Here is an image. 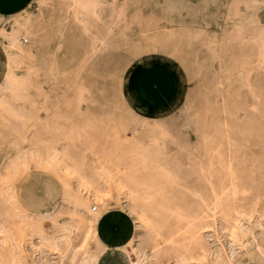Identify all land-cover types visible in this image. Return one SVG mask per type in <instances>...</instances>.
<instances>
[{"label": "rangeland", "instance_id": "374dc122", "mask_svg": "<svg viewBox=\"0 0 264 264\" xmlns=\"http://www.w3.org/2000/svg\"><path fill=\"white\" fill-rule=\"evenodd\" d=\"M40 1L43 2V6L38 8ZM165 1L140 0L145 15L150 12V9H156L153 17L145 20L142 17L141 22L134 26L127 27L128 23H125L121 27L124 34L128 36L127 39H130V41H126L130 47L121 54L118 64H116L118 67L115 68L112 76L120 93L118 92L114 98H107L108 102L113 105L109 115L89 120L91 114H101L104 109L94 113L91 111V99L88 95L85 96L86 92L95 88L101 89V87L95 79L97 77L95 73L92 74L90 81L87 80L86 71H82L75 81L58 82L55 87H52L51 83L49 85L47 81L34 80V76L30 79L32 86L25 98L29 99L26 107H35L45 102L52 105L43 119L44 126L42 127L33 129L34 121L23 116H20L18 120L15 119L16 108L20 106L21 102L18 95L16 97L11 93L12 91L7 97L8 100H11L9 105L12 108V112L8 113L10 116L9 125L5 120L7 104H0V156L5 150L6 140L10 134H12L11 138L14 142H22L20 143L21 152L25 150L23 158L19 160L16 168L0 170V176H3L0 177V194L7 189L13 194L12 206H10V212L13 215L9 221L12 235L10 237L6 233L0 234V256L3 257H0V264H9L8 262L14 258V253L20 250L23 254L25 253L26 264L32 262L40 264L41 261L44 264H60L63 256L71 255L74 252L79 257L78 253L83 248L90 249L96 246L93 237L86 232L84 226H81L82 222L79 216L71 215L73 202H70V207L68 204L63 207L57 206L58 203L64 201V194L60 177L50 170V157L46 151V144L52 138L50 126H57L53 134L56 136L62 134L58 138L69 141L68 149L72 155L96 166L110 164L106 154L118 145V134L123 131L126 139H133L130 127L122 128V120H120L122 116L119 108L121 99L124 98L135 113L145 117H153L158 112L156 109L142 106L132 100L130 96L133 77L138 70L143 68L161 66L172 70L174 72V79L171 78L172 84L175 82L178 86L177 89L180 85L181 96L182 93H185L184 89L186 91L183 103L190 89L198 86L203 93V99L199 100L197 105L194 103L190 106L191 111L195 115L200 113L205 121L203 139L197 137L193 127H189V144L183 143L181 146L172 142L168 144V151L179 157L177 167H174L171 162L165 174H161L163 171L158 170L149 171V175H154V177L172 178L177 192L184 201V207L177 208L175 224L168 222L162 214V216L152 214L159 220L163 217L168 235L171 238L177 236L181 239L187 235V230L192 224V216L180 214L179 211L181 209L185 212L190 209L189 196L183 190L191 187V177L195 174L198 179L195 187L202 189L208 200H214L215 193H217L222 199L236 200L240 203L250 201L252 197H256L259 202L264 203V0H167L168 3L164 4ZM2 4H6V6L0 10V28L5 27L11 30L10 20L12 17L16 14L17 16L30 15L32 12L34 17L40 16L41 18L40 34L45 39L36 42V46L40 50H44V47L53 51L63 50L66 42L63 33L70 31V26L53 13L50 0H0V5ZM198 34L206 35L207 42L212 50H215L212 55L206 49L198 48L194 37ZM78 35L79 31H76L75 37L78 38ZM21 40L24 44L32 42L31 38L26 35ZM8 49L9 41L0 33V83L6 68ZM76 49L79 50V47ZM169 50L176 51L179 57L169 61L164 60L163 58L167 56ZM184 52L185 59L190 62L191 77L186 74L181 65ZM209 61L210 63H208ZM222 61L225 66L232 68L228 75L221 69ZM77 63L79 62L73 64L72 70ZM68 64L57 63L52 68L53 70H62L63 65L67 66ZM14 71L22 75L25 68L18 64ZM38 83L44 87L39 96L36 93ZM206 85L209 88H206ZM59 90L60 92L57 93ZM50 95L55 98L52 100ZM80 112L83 113L82 117L76 118L74 123L86 129L81 130L80 137L70 138L67 125L69 118L77 117ZM57 114L59 115L58 119L56 118ZM225 116L234 124L236 122L239 124L240 127L234 130H238L244 142L242 144L234 142L230 145L231 152H233L230 168L229 162L224 160L221 163L219 157L210 152L211 148L209 149V144H207L209 139L215 138L214 134L220 135L222 138L220 141L223 144L226 143L223 129ZM89 122L91 124L85 127V124ZM15 125L18 127L17 131H14ZM36 132L40 135V140L36 143L39 147L38 154L32 153V148L36 145L32 143ZM30 134L31 136H29ZM16 153L18 152L12 149L8 161ZM113 166H115V170L122 173L124 170L125 172V167L122 164ZM175 168L176 170H173ZM174 171L181 172V174L175 176ZM7 174L10 177H7ZM5 177L9 181L5 180ZM69 180L75 182L71 176ZM232 181L236 182L235 186L238 188L236 191L230 192V190H226L228 187L226 185ZM106 186L110 190L109 197L102 200L90 199L89 205H96V211L103 208L107 213L122 212L130 218L135 228L137 220L134 219L127 207L121 206V202L127 199L124 188L115 178L111 177L108 178ZM86 188L79 186L77 192L85 195L88 189ZM160 196L158 193L152 201L147 200L146 206H150V209L157 212L155 205H159ZM39 212L47 214L41 218L40 215H35ZM82 214L83 218L88 217L86 213ZM69 221H74L80 226V236H77L78 230L73 227L66 229L69 239L65 236L64 232L66 231L62 230L61 226L68 225ZM247 221L250 224L253 219L248 220L247 218L245 222ZM32 226L41 227L48 239L40 237L37 233L32 235ZM259 232L257 235L260 234ZM155 240L158 243H163L164 237L158 234ZM71 244L78 245L73 252L68 250ZM130 248L131 246H129V251H118L121 256L128 259V264H132L135 260L139 261L138 256ZM40 250L43 252L40 253ZM129 253L132 255L130 254V256ZM39 255L41 257H38ZM71 260L72 262L68 261L72 264L77 261L75 259L73 262L72 258ZM165 262L174 264L173 260L169 258H165ZM250 263L261 264L255 261Z\"/></svg>", "mask_w": 264, "mask_h": 264}, {"label": "bare ground", "instance_id": "6f19581e", "mask_svg": "<svg viewBox=\"0 0 264 264\" xmlns=\"http://www.w3.org/2000/svg\"><path fill=\"white\" fill-rule=\"evenodd\" d=\"M140 3V0H50L53 13L70 26V31L66 30L67 33L62 32L66 42L63 50L59 51H53L48 47L40 50L36 46V42L45 40L40 34L42 23L40 16L34 17L33 13L30 12V15L17 16L16 14L12 17L10 20L11 30L5 27L0 28V33L9 41L6 68L0 83V104H7L5 115L7 124L9 125L10 120L8 113L12 112L9 105L11 100L7 98L10 91L16 97L18 95L21 102L20 106L16 108L15 119L18 120L20 116L26 117L34 121L33 129L39 128L44 126L43 119L50 111L51 104L45 102L35 107H26L29 99L26 100L25 98L32 86L30 79L34 76V80L47 81L49 85L51 83L52 87H55L58 82L69 83L75 81L82 74V71H86L88 81L95 73L97 75L95 79L101 87V89L95 88L90 92L86 90L88 94L85 91V96L88 95L91 99L90 106L93 113L104 109L101 114H91L89 120H96L102 115H109L113 105L108 102L107 98H114L118 92L120 93L112 76L115 68L118 67L116 64H118L121 54L130 47V44L126 43L130 39H127L128 36L124 34L121 27L125 23H128L127 27L134 26L141 22L142 17L143 20L153 17L156 11L155 8H152L145 15V10ZM166 3H168L167 0L164 4ZM42 6L43 2L40 1L38 8ZM76 31H79L78 38L75 37ZM24 35L31 38L32 42L30 44L22 42L21 39ZM194 37L199 49H206L210 55L213 54L215 50L213 51L210 47L206 35L198 34ZM76 47H79V50ZM182 54L181 65L186 74L191 77L190 62L185 59V52ZM115 55L117 57H114ZM177 57L179 55L176 51L169 50L167 56L163 59L169 61L170 59H177ZM69 62L70 64H68ZM75 62L79 63L72 70ZM57 63H67L68 68L63 65L62 70H53L52 67ZM18 64L23 65L25 68L22 75L14 71ZM221 69L228 75L229 70L232 68L225 66L222 61ZM69 72L70 74H68ZM40 85H36L38 96L44 90V87ZM206 88H209V86L206 85ZM59 92L60 90L57 91V93ZM184 92L177 102L163 111H158L153 117H145L135 113L122 98L119 106L122 116L120 119L122 120V128L130 127L133 139H130L131 141L128 138L126 139L123 131L120 132L118 134L119 146L117 145L112 151L107 152L106 157L110 164L103 166L88 164L72 155L68 149L69 141L58 138L62 134L58 136L53 134L57 126H50L52 138L46 144V151L50 157V170L60 177L64 194V201H60L61 203H58L57 206L63 207L68 204L70 207V202H73L71 215L79 216L82 222L81 226L86 228V232L93 237L96 244L94 248H83L78 253L79 257L73 252L78 245L71 244L68 250L73 253L63 256L60 264H72L69 262H72L71 258L73 262L77 259L75 264H99L101 256L110 249V245L103 239L98 228L106 210L102 208V210L96 211V205L95 210L93 209L94 205H89L90 199L102 200L109 197L110 190L106 186L109 177L115 178L124 188L127 199L121 202V206L127 207L134 219L137 220L129 241L119 246V249L123 251H129V246H131L130 249L139 258V261L135 260L132 264H138V262H141V264H167L165 258L172 259L174 264H241L253 261L264 264V203L259 202L256 197H252L250 201L240 203L236 200L222 199L215 193L216 198L212 201L208 200L206 199V193L195 187V183L198 182L195 174L191 177V187L183 190L189 196L190 209L185 210V212L181 209L179 211L180 214H189L193 218L192 224L187 230V235L181 239L177 236L171 238L168 235L167 225L163 217L159 220L157 217L152 216V214H158V216L162 214L168 222L175 224L177 222V208H183L184 201L177 192L172 178L154 177V175H149V171L158 170L163 171L161 174H165L171 162H173L174 167H177L179 157L168 151V144L171 142L180 146L183 143L189 144V127L194 128L197 137L201 140L205 133V121L200 113L195 115L190 109V106L194 103L197 105L199 100L203 99L200 87L196 86L190 89L183 103L186 94L185 89ZM50 98L53 100L55 96L50 95ZM82 114L80 112L77 117L69 118L67 124L68 137H80L81 130L86 129L74 123L76 118L82 117ZM56 118H59L58 114ZM90 124V122L85 124V127ZM237 127H240L237 122L234 124L225 116L223 129L226 143L223 144L220 141L222 138L218 134H214L215 138L207 141L209 149L211 148L210 152L216 154L221 163L227 160L229 168L233 159L230 145L234 142L244 143L238 130H234ZM17 129L18 127L15 125L14 131H17ZM11 135L7 138L5 150L0 156V170L2 168L5 170L16 168L19 160L23 158V151L25 152V150L21 152L20 143L22 142H14ZM33 138L32 143L36 144L40 140V135L36 132V136ZM180 146H178L179 149H181ZM12 149L18 153L11 156L8 161ZM38 151L39 147L36 144L32 148V153ZM115 164H122L125 167V172L124 170L123 173L117 169L115 170V166H113ZM173 170H176V168ZM174 174L175 176L180 175L181 172L174 171ZM15 175L17 176V173ZM70 176L74 178L75 182L69 180ZM7 177H10V175L7 174ZM7 177H5V180ZM7 180L9 181V179ZM235 183L233 181L228 183L226 190L236 191L238 187L235 186ZM79 186L88 188H86L85 195L77 192ZM1 190L3 191V189ZM158 193L161 195L160 203L155 205L158 211L154 212L149 208L150 206H146V201H152ZM12 197L13 194L9 189L0 194V234L6 233L10 237L12 235V228L9 227V221L13 215L10 212ZM82 213H86L88 217L83 218ZM46 214V212L35 213V215H40L41 218ZM16 215L18 214L16 213ZM247 218L248 220L253 219V223L245 222ZM71 227L77 229V236H80L81 228L74 221H69L68 225H62L61 229L66 231ZM258 232L260 234L257 235ZM36 233L40 237L48 239L47 234H44L41 227L32 226L31 234ZM64 234L68 238L67 231ZM158 234L164 237L163 243L156 242L155 238ZM41 252L43 251L40 250ZM24 254L21 250L14 253V258L8 263L26 264ZM40 255L38 257H41ZM41 262L40 264H44L43 261ZM31 264L36 263L32 262Z\"/></svg>", "mask_w": 264, "mask_h": 264}, {"label": "crops", "instance_id": "0c3cea01", "mask_svg": "<svg viewBox=\"0 0 264 264\" xmlns=\"http://www.w3.org/2000/svg\"><path fill=\"white\" fill-rule=\"evenodd\" d=\"M5 6L6 4L0 5V10ZM171 78L174 79V72L168 68L161 66L143 68L135 73L130 94L133 100L142 106L163 111L181 96L180 85L177 89L178 86L175 82L172 84ZM98 228L103 239L110 245V249L101 256L99 264H128V259L121 256L118 251L119 246L128 242L133 234L134 224L130 218L122 212H106Z\"/></svg>", "mask_w": 264, "mask_h": 264}, {"label": "built area", "instance_id": "2783aa9c", "mask_svg": "<svg viewBox=\"0 0 264 264\" xmlns=\"http://www.w3.org/2000/svg\"><path fill=\"white\" fill-rule=\"evenodd\" d=\"M94 210L96 209V207L94 206V208H93Z\"/></svg>", "mask_w": 264, "mask_h": 264}]
</instances>
